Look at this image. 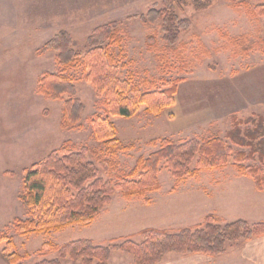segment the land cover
Wrapping results in <instances>:
<instances>
[{
  "label": "rangeland",
  "instance_id": "obj_1",
  "mask_svg": "<svg viewBox=\"0 0 264 264\" xmlns=\"http://www.w3.org/2000/svg\"><path fill=\"white\" fill-rule=\"evenodd\" d=\"M210 1L212 6L203 11L174 4L178 16L189 19L190 26L173 46L164 38L161 19L141 20L151 11L166 9L165 0H0V234L12 239V252L30 254L16 264L57 258V252L46 243L60 246L91 239L106 245L113 238L129 235L138 240L143 229L193 227L209 214L216 215L221 225L238 219L250 224L264 222V207L251 208L259 197L264 198V192L256 191L253 179L240 174L234 161L238 151L249 150L232 145L234 156L222 169L201 171L179 182L163 167L159 191L132 199L117 191L91 225L76 224L58 232L27 236L17 234L14 227L17 219L32 218L23 197L22 179L34 163L65 143L77 151L87 148L108 156L93 126L96 115H108L103 96L86 80L80 65L64 70L56 63L55 51L38 52L61 32L71 35L74 48L84 54L95 28L116 24L123 40L109 50L120 65L121 78H132V84L142 92L162 91L182 79L177 83L175 104L160 114L148 113L142 106L131 118L110 117L119 145L126 147L119 151L115 169L106 173L95 156L87 153V160L99 166L104 180L116 183L139 157L159 150V142L151 144L154 139L181 143L220 137L230 144L225 135L234 117H264V15L256 9L264 0H246V4ZM150 37L156 38L155 46L150 45ZM244 45L251 46L249 53L242 51ZM46 72L63 73L74 82L84 111L73 128L63 127L65 102L70 96L52 100L38 90ZM242 190L250 195L244 196ZM237 194L245 201L233 199ZM248 196L256 200L250 201ZM5 246L6 242L0 244V264H11L3 253ZM132 260L130 254L116 251L110 262ZM61 263L82 264L70 258L61 259Z\"/></svg>",
  "mask_w": 264,
  "mask_h": 264
},
{
  "label": "trees",
  "instance_id": "obj_2",
  "mask_svg": "<svg viewBox=\"0 0 264 264\" xmlns=\"http://www.w3.org/2000/svg\"><path fill=\"white\" fill-rule=\"evenodd\" d=\"M232 4H246V0H228ZM167 8L151 11L142 16L144 23L163 21L165 40L175 45L182 31L190 26L189 19H181L174 9L192 5L195 10L203 11L212 6L210 0H165ZM257 11L264 15V5ZM116 24H105L95 28L87 38V50L84 54L74 48V41L66 32L55 35L38 50L44 53L55 51L56 63L66 70L74 64L80 65L86 73V80L92 84L99 96H103L108 115H96L93 120L96 139L103 141L107 155L83 148L75 150L65 143L52 151L46 159L34 163L25 171L22 179L23 197L32 218L17 219L15 231L21 236L32 233H50L61 231L69 226L91 225L100 211L111 203L113 195L120 191L126 199L143 197L161 189L160 173L165 167L177 181L181 182L201 171L218 170L227 166L234 156L232 145L249 151H238L234 156L238 172L253 179L257 191H264V117H250L245 120L233 118V126L226 133L228 144L220 137L205 142L197 139L176 143L173 140L154 139L152 145L160 143V149L148 157H139L133 169L123 175L119 181L104 180L100 176L99 166L106 173L115 169V159L119 151L126 147L119 145L116 138L117 128L110 117L131 118L142 106L151 114H160L175 104L177 83L175 81L165 90L142 92L132 84V78L120 77V65L109 48L120 45L123 38ZM234 41H238L235 40ZM244 43V42H241ZM264 43V42H263ZM150 45H156V38L150 37ZM251 46L244 45L242 51L249 53ZM38 90L46 98L65 102L63 127L73 128L81 120L84 105L76 98V89L71 78L63 73L46 72L39 81ZM90 151L99 166L87 160ZM196 161V167L192 168ZM248 163V164H247ZM135 235L113 238L109 244L99 245L91 239H80L60 246L52 247L58 257L44 259L36 264H62L61 259L80 260L82 264H109L113 252L128 253L134 264H160L167 255L204 254L216 257L226 252L229 244L241 240H251L264 236V222L250 224L237 220L225 225L218 217L209 214L201 224L193 227L175 229L146 228ZM6 242L3 249L11 264L30 257L29 253L20 255L12 252V239L5 233L0 234V244Z\"/></svg>",
  "mask_w": 264,
  "mask_h": 264
},
{
  "label": "crops",
  "instance_id": "obj_3",
  "mask_svg": "<svg viewBox=\"0 0 264 264\" xmlns=\"http://www.w3.org/2000/svg\"><path fill=\"white\" fill-rule=\"evenodd\" d=\"M242 192L245 193L244 196L250 195L249 193L243 190ZM263 192L264 191L262 192L258 191L259 194H262ZM232 194H234V192H232ZM237 195L239 196V194ZM244 196H241V197L234 196L233 199L237 198L240 201L241 200L245 201ZM248 197L250 201L256 200V197H250V196ZM229 199L231 200V197ZM246 200L248 199L246 198ZM257 200L255 201V204L253 203L251 204V208L254 207L256 209V208H260L261 206L264 207V202H263L264 198L260 199L259 197ZM230 203L234 205L232 203V200L230 201ZM259 203H262V204H259ZM238 216H239V213H238ZM238 220H245V219H238ZM256 222H260V221H256ZM110 261H109V264H113ZM115 264H134V263L132 260L127 263H121L117 261ZM160 264H264V236L255 237L251 240L234 242V244L231 246L230 249H227L224 254L218 255L216 257H209L204 254H187V255H177V254L171 255L170 254Z\"/></svg>",
  "mask_w": 264,
  "mask_h": 264
}]
</instances>
